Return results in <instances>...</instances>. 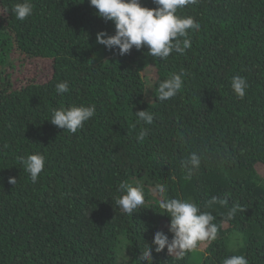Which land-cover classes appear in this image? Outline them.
I'll return each instance as SVG.
<instances>
[{
  "label": "trees",
  "instance_id": "obj_1",
  "mask_svg": "<svg viewBox=\"0 0 264 264\" xmlns=\"http://www.w3.org/2000/svg\"><path fill=\"white\" fill-rule=\"evenodd\" d=\"M17 2L0 0V264H134L156 231L167 233L156 183L211 211L219 232L179 261L153 249L154 264L230 255L264 264V0L179 8L200 29L184 54L164 60L146 47L120 56L97 44L114 27L88 0H31L23 21L11 11ZM41 61L52 67L43 80ZM181 71V91L160 101L158 83ZM234 76L248 83L244 98L231 89ZM64 80L69 92L57 95ZM80 104H94L96 115L75 134L48 121L53 108ZM141 110L154 113L151 125L137 122ZM193 151L204 161L186 180L181 161ZM36 152L46 161L32 183L18 157ZM121 182L144 187L146 202L131 215L113 199ZM213 196L227 204L207 207Z\"/></svg>",
  "mask_w": 264,
  "mask_h": 264
},
{
  "label": "clouds",
  "instance_id": "obj_2",
  "mask_svg": "<svg viewBox=\"0 0 264 264\" xmlns=\"http://www.w3.org/2000/svg\"><path fill=\"white\" fill-rule=\"evenodd\" d=\"M91 7L96 9L95 15L104 22H111L114 27L113 34L100 31L96 34V42L105 49L123 56L134 47L140 50L148 49V53L160 60L167 59L173 52L184 54L191 47L190 30L198 32L200 29L191 16H179L177 10L195 0H152L155 8L141 5V0H88ZM34 5L31 0H20L12 5L11 11L19 21H23L33 14ZM87 39V37H86ZM183 71L173 73L157 85L156 91L160 101H166L177 96L183 86ZM248 83L241 76H234L231 80V89L238 98H244ZM57 95L69 92V83L64 80L55 84ZM96 115L94 104L71 105L53 108L50 123L70 134H75L83 128L84 123ZM138 123L151 125L154 113L141 110L134 114ZM148 129L144 127L138 136L143 140ZM19 163L29 174L32 183H36L44 169L46 156L40 152L26 153L18 157ZM204 161V154L191 152L186 159L181 161V168L186 171L185 179H191ZM17 179L9 178L8 183L15 185ZM151 192L158 200L159 209L164 216L169 218L167 233L156 231L153 234L151 245L143 244V250L134 261V264H154L153 249L156 253L167 250L169 256L177 261L184 259L189 253L194 252L205 242H212L217 238L219 226L216 217L211 211L204 210V206L193 198L187 199L179 196H170L168 185L156 183ZM115 205L124 213L131 215L145 204L144 187L140 183L135 186L128 182H121L117 186V195L113 197ZM227 204L226 199L211 197L207 207ZM233 206L227 213L225 221L231 220L236 213ZM238 235V234H237ZM220 264H249L245 255H230L222 259Z\"/></svg>",
  "mask_w": 264,
  "mask_h": 264
},
{
  "label": "rangeland",
  "instance_id": "obj_3",
  "mask_svg": "<svg viewBox=\"0 0 264 264\" xmlns=\"http://www.w3.org/2000/svg\"><path fill=\"white\" fill-rule=\"evenodd\" d=\"M40 66H41V69L37 70V74H38L37 78L40 80H43L45 76H48L50 74L52 67H51L50 62H46V61H41ZM259 167H262V166H259ZM129 258L130 257H128L126 261H128Z\"/></svg>",
  "mask_w": 264,
  "mask_h": 264
}]
</instances>
